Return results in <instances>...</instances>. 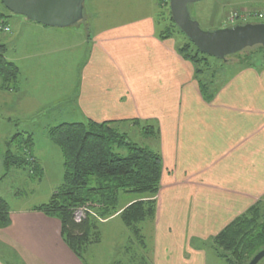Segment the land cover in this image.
Wrapping results in <instances>:
<instances>
[{
  "label": "crops",
  "instance_id": "0c3cea01",
  "mask_svg": "<svg viewBox=\"0 0 264 264\" xmlns=\"http://www.w3.org/2000/svg\"><path fill=\"white\" fill-rule=\"evenodd\" d=\"M9 20L12 29L22 27L29 34L45 35L44 39L49 34L56 38L42 45L33 43L45 52L24 53L21 60L31 63L34 57H54L77 48L85 53L71 99L38 96L37 84L23 75L25 70L17 63L19 57L5 56L21 74L15 91L0 90V111L9 123L15 125L19 118L63 102L83 121L138 119L154 123L157 129V139L149 141L156 145L162 162L154 214L140 226L144 245H137L135 255H123L117 264H220L207 241L254 203L264 202V65L233 61L207 102L193 78L192 65L176 50L177 41L158 36L152 12L113 20L86 36L72 32L67 41L59 35L70 27L44 26L24 17ZM0 43L7 51L8 42ZM29 50L27 46L25 52ZM50 82L51 78L44 83ZM8 133H0V145L10 137ZM32 156L42 171L39 185L47 159ZM56 188L49 191L48 199ZM131 195L121 193L125 199L119 207L136 198ZM46 201L35 200L20 208L8 204L10 223L0 228V264H84L61 238L59 220L34 210ZM109 218L99 219V224ZM99 233L95 244L102 242ZM90 245L84 251L86 264L94 255L87 251ZM5 249L15 256L12 263L5 262Z\"/></svg>",
  "mask_w": 264,
  "mask_h": 264
},
{
  "label": "trees",
  "instance_id": "16d2710c",
  "mask_svg": "<svg viewBox=\"0 0 264 264\" xmlns=\"http://www.w3.org/2000/svg\"><path fill=\"white\" fill-rule=\"evenodd\" d=\"M156 1L158 5L168 4V0ZM1 6L3 11H0V21L6 23L12 13L2 3ZM168 19L172 29L165 27L158 36L164 39L172 37L174 33L183 36L184 41L176 46V50L192 65L193 78L203 99L211 101L223 82L226 69L223 63H227V56L213 63L218 66H215L216 71L213 70L208 56L200 53L178 29L170 13ZM253 48L255 50L250 57L239 59L240 63H264V46L255 45L246 49ZM5 51L6 46L0 43V90L15 91L20 70L14 62L5 58ZM253 56L260 58L256 61L255 58L251 59ZM125 121L133 124L140 122L138 119L63 121L46 130L49 140L61 152L62 182L48 201L34 207V210L59 220L61 238L84 264L86 247L100 241L99 219L118 213L122 223L130 229L132 239L142 247L144 238L140 224L154 214V196L159 189L162 171L161 157L157 150L130 140L125 131L119 130L118 125ZM144 128L146 138L157 139L154 125L147 124ZM33 142L31 132H16L5 140L1 151L3 172L0 181L6 178L12 168L26 169L31 177L40 179L41 167L32 156ZM121 193L137 196L121 208L118 206ZM78 207L85 209V218L80 223L73 220V212ZM9 223V205L0 196V228L7 227ZM207 245L225 264H247L255 253L264 248V202L254 203L235 217L211 237ZM2 254L5 262H13L15 256L12 253L5 249Z\"/></svg>",
  "mask_w": 264,
  "mask_h": 264
},
{
  "label": "rangeland",
  "instance_id": "374dc122",
  "mask_svg": "<svg viewBox=\"0 0 264 264\" xmlns=\"http://www.w3.org/2000/svg\"><path fill=\"white\" fill-rule=\"evenodd\" d=\"M245 7H250L254 10L262 9L264 8V0H200L190 4L188 9L190 16L198 22L203 30H214L221 28V26L226 27L236 24L237 22L246 23L247 21L242 22L243 20L241 18H237L234 21L228 19L231 12L245 11L243 10ZM0 11H3L1 3ZM150 12H152L153 18L155 19V28L157 31H163L165 27L171 28L168 19L169 7L166 3L158 5L156 0H85L82 19L70 26L69 32H64L65 35L59 36L60 38L65 39V41H67V38L65 37L72 32H75L77 37L80 35L86 36L87 34L94 33L99 27L113 22V20L123 21L124 19L127 20L146 15ZM9 17L23 18V16L13 13L12 15H9ZM9 17L6 19V23L8 24L12 23V21L9 20ZM38 33L39 32L35 31L29 34L25 31V28L20 27L18 29H12L11 26L8 33L0 34V42L7 41L9 43H5L8 47L5 56L15 59L19 57L17 63L22 66L23 70H25L23 75H29L31 77H29L31 82L37 84L35 85V88L38 90V96L44 95L50 99L64 96L67 98L69 96L71 99L78 88V82L76 81L83 60H85V53L82 49L77 48L74 52H57L54 57H51V55H47V57L41 56L40 58L34 57L31 59V63L26 60H21V54L31 53L36 55L45 52L41 46H37L33 43L42 45L46 40L52 42V40L56 39H51L50 37L53 36L51 34H49L48 38L44 39L43 37H45V35H38ZM71 38L73 37L71 36ZM169 38L177 41V45L184 41L183 36L178 33H174V35ZM9 40H11V42ZM79 40V38H76V41ZM27 46H29L30 50L25 52ZM22 47H24V51L22 50ZM254 50V48L251 50L244 49V51H241L238 55L233 54L227 56V63H223V66H234L232 63L233 61H239V59H243L246 56L250 57V54L253 53ZM252 58H255L256 61H258L260 56H253L251 59ZM207 59L211 64L212 69L216 71L215 66H217V64L214 65L213 63H217L220 60L212 56H208ZM49 61H54V65L42 67L43 63L47 65L49 64ZM50 78L52 79V82H50V85L48 86V84L46 85L44 82L48 81ZM45 100L46 98H44V101ZM66 107V104L61 102V104H58L57 108L41 110L37 112L36 115L29 118H19L15 125L9 123L0 111V133L11 132L6 136H9V134L12 136V134L16 132L33 133L34 142L32 146V154L36 156V159H47L45 164V176L44 179L42 178V182L39 185L37 184L38 182H36L37 179L29 176L26 169L16 168H12L6 178L0 182V196L7 201L11 208L24 207L26 204L35 200L46 201L50 194L49 191L61 184V152L59 148L49 140L46 130L62 121H83V117L73 115V112L67 110ZM147 124L154 125V123L148 121H140L139 124L125 121L120 123L118 128L121 131H125L130 140L156 150V145L152 142H150L151 144L149 143L152 138L145 137L144 127ZM2 149L3 145H0V152ZM132 196L136 197L137 195H131L130 198ZM124 199L125 197H120L118 206L123 204ZM141 225H143V223H141L140 226ZM99 231L102 233V242L100 244H92L87 249L89 253L94 254L92 255L93 259H91V264H117L123 255H135L138 244H136L134 239L131 243L130 229L122 223L119 217L109 218L108 222L105 224L100 223ZM216 259L220 264H225L224 260L219 258ZM257 264H264V257Z\"/></svg>",
  "mask_w": 264,
  "mask_h": 264
},
{
  "label": "water",
  "instance_id": "95a60500",
  "mask_svg": "<svg viewBox=\"0 0 264 264\" xmlns=\"http://www.w3.org/2000/svg\"><path fill=\"white\" fill-rule=\"evenodd\" d=\"M11 13L27 20L65 28L83 17L85 0H0ZM200 0H168L169 13L178 29L205 55L224 60L226 56L255 45L264 46V22H247L203 30L189 13L188 6ZM264 257V248L255 253L247 264H257Z\"/></svg>",
  "mask_w": 264,
  "mask_h": 264
},
{
  "label": "built area",
  "instance_id": "2783aa9c",
  "mask_svg": "<svg viewBox=\"0 0 264 264\" xmlns=\"http://www.w3.org/2000/svg\"><path fill=\"white\" fill-rule=\"evenodd\" d=\"M237 18H241L242 22H249L253 20L264 21V11L263 10H250V11H242V12H231L228 16L230 21H234ZM234 25V24H233ZM10 31V26L7 23L0 21V34H6ZM85 218V209L78 207L73 212V220L76 223H80Z\"/></svg>",
  "mask_w": 264,
  "mask_h": 264
}]
</instances>
